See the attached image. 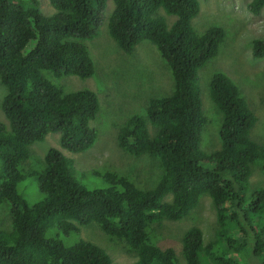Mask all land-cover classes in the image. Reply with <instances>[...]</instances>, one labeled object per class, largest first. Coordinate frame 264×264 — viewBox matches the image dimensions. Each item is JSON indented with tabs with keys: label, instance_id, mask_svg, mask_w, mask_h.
I'll list each match as a JSON object with an SVG mask.
<instances>
[{
	"label": "trees",
	"instance_id": "obj_1",
	"mask_svg": "<svg viewBox=\"0 0 264 264\" xmlns=\"http://www.w3.org/2000/svg\"><path fill=\"white\" fill-rule=\"evenodd\" d=\"M112 3L107 32L118 48L129 53L148 40L170 70L171 92L148 97L144 110L126 116L115 133L117 147L136 160L151 159L159 178L149 189L140 187L149 161L146 166L127 162L122 169L98 171L101 185L78 186L72 202L53 204L47 166L56 164L70 174L71 162L52 160L61 156L53 148L42 158H28L29 145L47 132H60L59 143L67 150L95 141L90 121L98 111L97 95L87 88L67 90L61 78L93 74L83 41L94 35L106 0H49L54 10L49 15L36 0H0V83L5 87L0 110L6 120L0 121V264H113L98 244L77 235L79 226L101 230L114 249L134 258L130 264H264V182L254 180L264 170V145L250 137L256 115L221 72L208 84L221 118L219 147L205 153L198 146L203 117L197 70L216 54L222 29L193 30L197 0ZM247 4L257 15L264 0ZM159 7L176 16L169 27L156 14ZM251 55L264 58V36L252 40ZM260 103L262 110L264 95ZM32 176L42 196L28 203L19 191ZM167 193L170 200L162 202ZM203 196L214 212L206 240L197 225L185 228L181 261L172 246L152 243L162 221L190 215ZM52 219L58 226L50 225Z\"/></svg>",
	"mask_w": 264,
	"mask_h": 264
},
{
	"label": "rangeland",
	"instance_id": "obj_2",
	"mask_svg": "<svg viewBox=\"0 0 264 264\" xmlns=\"http://www.w3.org/2000/svg\"><path fill=\"white\" fill-rule=\"evenodd\" d=\"M36 1L43 14L49 15L54 11L49 0ZM197 2L198 12L190 20L193 30L202 33L207 28L219 27L224 33L216 54L197 70L196 83L203 117V122L199 126L198 146L205 153L219 147L217 129L221 118L208 92L209 79L215 72L225 74L238 87L248 109L257 117L250 128V137L264 145V109L261 110L260 103L264 95V58L257 59L251 55L252 40L264 36V7L254 15L247 8L250 0H197ZM112 8V0H106L101 22L96 25L94 35L83 41L92 61L93 74L84 79L76 76L61 78L65 79L62 82L67 90L87 88L97 95L98 111L93 119L95 122L90 121V125L96 129L95 141L84 151H80L79 148L65 150L59 143L60 132H47L41 141L29 145L31 152L28 158L37 156L42 158L48 148L61 152L71 160L74 179L87 189L101 185L102 181L97 177L98 171L122 169L128 166L127 162L146 166L149 161L147 169L137 182L138 186L149 189L156 184L160 173L155 172L151 159L136 160L120 150L116 145L115 133L118 124L126 116L144 110L148 97L168 95L172 90V78L167 64L148 40L137 42L129 53H124L118 48L107 32V19ZM156 14L162 17L167 27L176 17L161 7L156 10ZM4 92L5 87L0 83V99ZM0 121L6 123L1 110ZM95 123L98 126H95ZM147 126L149 131H152L151 126L149 124ZM21 166L29 167L28 164ZM47 171L45 182L52 193L53 204L63 207L72 202L71 198L79 193L72 175L67 174L56 164L47 166ZM254 175L255 182H264V170ZM22 185H24L21 188L22 192H19L26 202H33L42 196L34 177ZM170 197V193H167L161 201L167 202ZM213 215L209 198L203 196L190 215L162 221L160 224L162 228L156 230L157 236L152 243L157 246L159 244L172 246L178 252L181 261L183 260L179 242L181 232L190 225H197L203 231L206 240L211 235ZM50 225L58 226L54 219ZM77 231V235L88 237L90 241L98 244L109 255L113 264H130L134 260L133 257L114 249L112 243L102 236L101 230L79 226ZM74 233L65 241H72L70 237ZM117 249L120 250L119 247Z\"/></svg>",
	"mask_w": 264,
	"mask_h": 264
},
{
	"label": "clouds",
	"instance_id": "obj_3",
	"mask_svg": "<svg viewBox=\"0 0 264 264\" xmlns=\"http://www.w3.org/2000/svg\"><path fill=\"white\" fill-rule=\"evenodd\" d=\"M66 132H67V134L69 135L67 129H66ZM69 136H70V135H69ZM90 146H91V145H90ZM90 146H89V147H90ZM89 147H87V148H89ZM87 148L82 149V150H80V151H84V150H86ZM63 149H65V148H63ZM65 150H67V149H65ZM59 153L61 154V156L53 157L52 160H57V161H61V160H63V159H68V160H70L68 157L62 155L61 152H59ZM70 162H71V160H70ZM67 174H69V172H67ZM70 174L72 175V169H71V171H70ZM70 174H69V175H70ZM72 178L74 179L73 175H72ZM74 180H75V179H74ZM75 182H76L77 186H82V185L79 184L76 180H75ZM83 187H84V186H83ZM170 194H171V193H170ZM74 202H75V201H74ZM75 203H76V202H75ZM156 246H157V245H156Z\"/></svg>",
	"mask_w": 264,
	"mask_h": 264
}]
</instances>
